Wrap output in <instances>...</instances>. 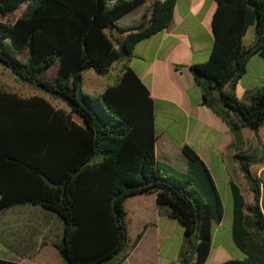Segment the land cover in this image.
<instances>
[{
  "label": "trees",
  "instance_id": "trees-1",
  "mask_svg": "<svg viewBox=\"0 0 264 264\" xmlns=\"http://www.w3.org/2000/svg\"><path fill=\"white\" fill-rule=\"evenodd\" d=\"M144 1L0 0V66L69 109H56L41 96L0 90V210L33 205L55 214L63 225L57 250L66 264L125 261L127 249L141 238L137 234L129 248L124 201L133 195L154 194L158 214L181 223L179 264H205L212 225L223 218L211 176L191 147H182L185 173L156 161L154 101L128 64L138 43L170 25L176 0H156L138 25L117 26ZM215 1L209 59L190 66L200 104L233 133H256L264 126V87L247 104L234 88L249 59L264 57V0ZM250 26L254 41L244 45ZM25 52L22 61L18 57ZM118 63L120 76L101 94L82 91L85 73L106 76ZM55 64V83L40 77ZM234 160L253 203L245 204L231 186L232 237L246 258L221 264H264L249 252V230L264 236L260 183L250 167L264 159L236 154Z\"/></svg>",
  "mask_w": 264,
  "mask_h": 264
},
{
  "label": "crops",
  "instance_id": "crops-1",
  "mask_svg": "<svg viewBox=\"0 0 264 264\" xmlns=\"http://www.w3.org/2000/svg\"><path fill=\"white\" fill-rule=\"evenodd\" d=\"M154 1L145 0L121 17L116 22L117 26L129 28L138 25L143 13ZM215 8V0H176L170 25L138 43L128 64L150 92L154 101V118L158 106L159 114L168 120L159 129L155 120L156 161L185 173L188 160L182 153V147H191L207 168L218 193L223 218L212 225L211 248L205 264L209 260V264H221L246 258L233 241L232 213L226 220L224 231L234 250L239 251L242 257L233 259V255L219 241L225 223L224 208L228 205L232 209L231 186L238 189L245 204L253 203L234 155H246L256 161L264 159V126L256 133L246 128L233 133L210 109L200 104V90L194 83L190 66L209 59L214 42L212 16ZM250 27L253 31L249 33L247 29L242 39L244 45L254 41V27ZM113 37L122 39L123 35L114 32ZM121 67L122 63L115 64L106 76H101L105 83L98 81L95 74L90 76L91 86L99 87L101 94L120 76ZM262 87L264 57L254 55L249 59L245 73L238 79L234 93L247 104L252 93ZM72 118L82 124L78 116L74 118L72 115ZM250 172L262 186L261 207L264 203V182L261 180L264 163L252 165ZM124 208L127 225L131 223V226H127L129 243L132 244L139 233L141 238L121 264H168L167 259L174 255L176 248L175 239L178 240L184 234L181 223L177 219L158 214L154 194L130 196L124 201ZM62 227V221L55 214L39 206L20 205L0 210V260L17 264L22 261L32 264H66L57 250L62 240ZM216 241L218 243L215 244ZM251 241L254 249L249 252L264 260V236L258 235ZM223 250L228 252L230 259L216 263V258Z\"/></svg>",
  "mask_w": 264,
  "mask_h": 264
},
{
  "label": "rangeland",
  "instance_id": "rangeland-1",
  "mask_svg": "<svg viewBox=\"0 0 264 264\" xmlns=\"http://www.w3.org/2000/svg\"><path fill=\"white\" fill-rule=\"evenodd\" d=\"M18 14H19V12L14 13L11 16V18L16 17ZM251 31H253V28L249 27L248 32L250 33ZM26 55H27V52H25L22 55H19L18 58L23 61ZM115 69L119 71L118 67H116ZM56 71H57V64H55V65L51 66L49 69H47L40 77L49 81L50 83H55ZM90 76H95L93 71H89L88 73L85 74L84 80L82 82V91L85 94H88L90 96H98L100 88L99 87L95 88V87L91 86V80H90L91 77ZM95 78H97L98 81L102 80V83H105V79L101 78V76L96 75ZM0 90L10 92V93H15V94L22 96V97H25V98L32 97V96H41L44 99H46L52 106L54 105V107H61L62 109H65L66 111L69 112V109L66 107V105L64 103H62L58 100L52 99L47 95H44L43 93L35 90L34 88L30 87L29 85L21 83L9 70H7L1 66H0ZM159 113H160L159 107L157 106L156 110H155V115H156L155 120H156V125H157L158 129L161 128L166 122H168V120L164 117V115L159 114ZM73 117L76 118V115L75 116L73 115ZM261 180H262V182H264V173L261 174ZM261 208H262V211L264 212V203L261 204ZM231 213H232L231 207L228 205L225 206V208H224L225 223L221 229L222 237L220 238L219 241L233 255L232 256L233 259H238V258H241L242 256L240 255L239 251L234 250L233 245L231 244V242L227 238L226 233L224 231V228L226 227V220L231 216ZM246 216H248V214ZM129 226H131V223ZM249 233L253 236L252 237L253 239H255L258 236V234L255 235L253 230H251V229L249 230ZM175 241H176V243H175L176 248L174 251V255L171 258L167 259L168 264H179V255H180L181 248L184 244L183 243L184 234L182 236H180L178 238V240L176 238ZM214 243L216 244V243H218V241H216ZM128 245L130 248L131 244L129 243ZM129 251L130 250L127 249L125 255H127V253ZM219 255L220 256L216 258V263H219V262L221 263L227 259H230V258H228V255H229L228 252H225L224 250L222 252H220ZM209 263H210V260H209ZM209 263L207 262L206 264H209Z\"/></svg>",
  "mask_w": 264,
  "mask_h": 264
},
{
  "label": "built area",
  "instance_id": "built-area-1",
  "mask_svg": "<svg viewBox=\"0 0 264 264\" xmlns=\"http://www.w3.org/2000/svg\"><path fill=\"white\" fill-rule=\"evenodd\" d=\"M112 2H113V1H112ZM263 188H264V186H263ZM261 189H262V186L260 185V201H259V205H260V202H262V200H261V196H262ZM18 264H32V263H30V262H28V261H22V262H20V263H18Z\"/></svg>",
  "mask_w": 264,
  "mask_h": 264
}]
</instances>
